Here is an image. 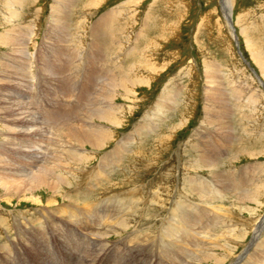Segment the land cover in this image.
I'll return each instance as SVG.
<instances>
[{
	"label": "rangeland",
	"instance_id": "obj_1",
	"mask_svg": "<svg viewBox=\"0 0 264 264\" xmlns=\"http://www.w3.org/2000/svg\"><path fill=\"white\" fill-rule=\"evenodd\" d=\"M12 1L0 0V36H5L15 25L30 27L33 33L28 36L27 49L25 48L27 56L24 57L15 54L13 46L4 38L0 39V140H4H1L2 143H6L9 136L7 127H4L5 109L14 107L15 100L21 102L22 98L27 100L31 104L30 108H36L41 118L50 121L42 124L47 132L44 131L42 137H38L34 144L47 148V154L52 155L56 150L58 130L62 122L73 119L74 124H79L77 127H83L80 124L86 118L79 116L83 110L85 111V106L101 92L100 87L108 83V80L106 81L108 75L117 76L121 70L124 74L128 71L131 74L129 76L133 77L131 80H142V83L130 86L133 91L131 95L130 93L125 95L128 91L123 90L116 95L115 104L122 106V110L125 111L120 117L121 126L102 122L105 127L111 126L116 139L105 148L94 152L92 154L95 155L94 159L77 170L69 186H64L59 195H56L58 204L47 205L46 199L55 195L51 190L40 189L34 193L35 196L41 195L45 199L43 203L38 204L23 200L24 196L6 194L7 191L0 187V264L3 253L6 254L5 250L15 248L14 253L18 254L19 249L21 250L25 244L31 249L32 241H28L27 238L32 230H39L42 233L48 226L52 227L51 230L62 226L61 230L67 233L65 225L72 216L69 217L66 211L72 210L74 206L77 213L83 212L85 215L87 204L89 206L97 204L95 220H108L107 215L115 209L112 204L121 202L119 204L121 205L125 202L122 205L125 210H130L132 231L135 229L136 236L144 237L152 248L158 251L170 241L165 231L169 222H172L171 211L176 204L174 202L178 201L186 208L183 212L178 211V215L186 214L196 227L193 229L196 238L190 234L188 239L179 235L173 239L176 244L183 247V252L192 254L184 264H192L193 260L199 258V255L194 253V243L201 246L216 245L218 253H230L222 264H257L258 245L264 238V227L260 232L257 227L258 223L264 220V206L256 211L254 203L237 202L232 192H224L220 184L226 185L229 179L228 182L232 185L226 187L230 190H235L237 187L233 184L236 185L238 181L241 184L242 180L243 187L248 185V189L264 185V0H77L71 5L65 0L64 4L69 8L66 9L67 27L60 44L61 50H64L61 53L59 51L61 60L54 61L59 75L61 73L59 83H52L51 78H48L47 73L42 72L40 68L46 60L45 57H51L55 50L49 37L51 35L49 30L56 27L53 5H61V8H64L63 4H58L57 0H21L15 4V17H11ZM228 3L229 6L225 7ZM225 8H229L227 12L231 14L238 44L228 23ZM113 11L115 15L110 23V26H113L111 32L114 45L110 44L113 48L106 45L107 37L106 41H103L105 43L99 46L97 74H89L87 60L96 50L95 39L91 35L93 24ZM80 52L82 61L83 57L86 61L83 69L80 66L79 73L77 71L78 74L75 75L72 66L69 64L64 66L63 63L74 61L82 65ZM256 55L262 61V65L257 62ZM89 61L91 64V60ZM57 62L62 64V69L60 65L57 66ZM21 63L23 66H30L25 72L28 77L29 71L32 79L31 83L29 78L26 80L27 86L31 88L22 98L23 95L16 94L13 88V81L19 80L14 68L21 67ZM43 67L45 68V65ZM208 68L215 71L213 72L215 82L212 84L207 79ZM71 75L76 77V80ZM216 92L219 93L220 100L215 101L212 94ZM162 95L167 100L166 105H163L165 109L157 112L159 107L156 106ZM207 106L214 114L212 118L209 112L206 114ZM76 111V118H74L76 114L73 118L68 117L70 113ZM220 113L223 114V118L220 117ZM206 119L210 120L206 122ZM222 121L227 125L223 131L227 132L229 137L225 132L222 133L223 136H219ZM144 124L149 127L145 128ZM164 135L165 144L160 142ZM29 138L27 136L26 140ZM211 139H216L215 143L220 150H224L223 158L219 160L220 167L214 170V173L202 166L198 168L194 162L196 156L194 146H197L198 151L202 146H207ZM118 140L126 143L123 146L126 149L125 157L119 165L107 168L111 179L106 176L105 180L99 183L96 175L100 169V159L111 150H115V142ZM1 142L0 151L4 147L2 150L5 152L2 155L12 157L16 164L24 163L21 157L16 156L14 151L7 149L6 144L2 145ZM188 176L191 179L196 177L194 182L197 187L201 186L202 181L212 186L213 195H210L212 204L198 198L200 197L198 193L193 192L194 195L189 196L188 190L192 188L186 183ZM120 181L122 183H119ZM196 190L199 191L198 188ZM111 200L113 202H110ZM84 203H87V207ZM253 209L255 211H252ZM200 211H208L210 217L205 214L204 219H201ZM118 214L120 215V212ZM236 215L238 216L235 217ZM177 217L173 220L175 223ZM92 225L87 227L89 231L96 230L95 222ZM229 227L232 230H228ZM51 230L48 228L45 234L47 233L48 241L56 245ZM52 231L55 233L54 229ZM120 236L118 233L111 239L116 240ZM236 246L238 247L235 249ZM24 249L23 247L19 255L12 253L6 255L13 259L23 256L25 263L34 261L29 258L31 254L27 248ZM56 249L57 251H50L49 259L58 261L59 257L64 258L66 253L57 245ZM173 252L180 253L181 250L176 248ZM53 254L57 257L55 258ZM113 258L112 264H118L122 260L119 255ZM33 264L41 263L38 261Z\"/></svg>",
	"mask_w": 264,
	"mask_h": 264
},
{
	"label": "bare ground",
	"instance_id": "obj_2",
	"mask_svg": "<svg viewBox=\"0 0 264 264\" xmlns=\"http://www.w3.org/2000/svg\"><path fill=\"white\" fill-rule=\"evenodd\" d=\"M19 1H21V0H13L11 2V7H10V12L12 15L11 17H13V16L15 17L14 14H15L16 9L14 7L19 3ZM64 1L65 0H57L56 1V2H58V4H63L64 8L63 7L61 8V5H57V6H56V4L53 5V9H54L53 17H54V22L56 24V27L49 30L50 34H51V35H49V37H51L50 38L51 42H52L51 44H53V46L52 45L51 46L55 50L52 52V55L50 53L46 52V53L51 55V57H49V58H51V60L48 57H45L46 60H44L42 66L40 68V70H42V72L47 73L46 75L48 78H51L52 83H57V82L59 83L61 81V76H60L61 73L59 75L58 69L56 68V66L54 64V61L56 62L58 60L59 61L61 60V56L59 54V51L61 53L64 50V49L61 50L60 44H61V41L63 40V32L65 31V28L67 27V11L68 10H66V9L69 8L68 5L64 4L65 3ZM66 1H69L70 5H71L72 3H76L77 0H66ZM228 6H229V3L225 5V7H228ZM228 9L229 8H225V11L227 13L226 16L228 18L227 20H229L228 23H230L229 25H230V28L232 30V34H233V36L237 42L238 36H237L235 28L233 26L231 14L229 15L227 12ZM114 15H115L114 11L110 12L109 14H105V16H103L104 19L101 18L99 21H97L96 23L93 24L94 26L92 27V34L91 35H93V37L95 39L96 50L94 51V53H92L91 56L88 57V60H87V66L90 69L89 74H93V73L97 74V69H98L97 64L99 63V62H97L98 57H99V53H98L99 49H100L99 46L101 44L105 43L103 41H106V39L108 37L106 45L112 47L111 45L114 43V41H113L114 37L112 34L113 32H111L113 26H110V23H112L111 19L113 18ZM105 22H107L108 24H106ZM22 27L23 26L20 27L18 25H15L11 30L8 31L7 34H5V36H2V35L0 36V39L4 38V40L6 42H8L9 44H11L13 46V51L15 52V54H18V55L20 54L19 55L20 57H22V55H23V57H24V55L27 56V52H26L25 48H26V45L28 43V36H31L33 33V30H31L30 27H27V28L26 27L22 28ZM27 33H28V35H27ZM56 42H58V43H56ZM237 44H238V42H237ZM108 49H110V48L108 47ZM112 50L113 49H111V51ZM105 52H107V51H105ZM40 55H42V54H40ZM50 55H47V56H50ZM79 55L81 56L79 58H81V62H82L81 64L82 65L78 64L77 62L74 63V61H71V62L68 61V62L63 63L64 66H65V64H69V66H72V70L75 71V73H74L75 75H76L77 71L79 73V67L80 66H81L80 68L83 69L82 66H84V63L86 61L84 57H83V61H82V53ZM89 60H91V64H90ZM256 60H257V62H260L262 65V61L257 57V55H256ZM103 63H105V62H103ZM22 64L23 63L20 64L21 67H19L17 69L14 68V73L16 76H19V77H17V79H19V80L13 81V88L16 91L15 93L23 95V96H21V98L25 97V93H27L29 91L28 89L31 88V87L27 86L26 80L29 78L30 83L32 81V79L29 76V71H28L29 70L28 68L30 66L27 65V67H26V66H23ZM108 64L110 65V63H108ZM122 64H123V62L121 63V65ZM7 65H9V64L7 63ZM44 65H45V68L43 67ZM59 65L62 69V64H60V62L58 64V62H57V66H59ZM109 67H112V66H109ZM116 67L120 68L119 66H116ZM26 69H28L27 70L28 71L27 72L28 77H27V74L25 72ZM109 70L110 69L108 68V71ZM120 70H118V71H120ZM82 72H83V70H82ZM213 72H215V71H213L211 68H208L207 79L210 80V82H211L210 84L215 82V79H213ZM106 74H107V72H106ZM129 75L131 76V74H129L128 71L126 74H124L123 71L121 70L119 72V74H117V76L108 75V77H106L107 78L106 81L108 80V83H106L104 86L100 87L99 90L101 92L98 91L100 93L93 99V101H91L88 104V106L85 104L86 105L85 111L83 110V112L79 116L81 118L84 117V118L88 119V120L85 119L84 122L82 124H80V126L83 125L82 128L77 127L78 123L74 124L72 121L73 119L62 122V124L58 130L59 134H58V138L56 141V143H57L56 144V150L54 151V153H52V155L47 154V150H48L47 148H44L43 146H38V145L34 144L35 140L38 137L41 138L42 137L41 135H43V132L45 130H47L45 126H42V124L44 125L46 123H49L50 122L49 120H47L46 118H41L38 110L36 108H34L35 109L34 110L33 107L30 108L31 104L27 100H25V99L23 100V98H22V102L15 100L14 107H8V109H5V112H6L4 115L5 116L4 117L5 118V120H4L5 124H4V122H3V124H4V127H7V130L9 132L8 133L9 136H8V138L6 137L7 140L5 139L6 143L5 142H3V143L6 144L5 147L7 149L14 151L16 153V156L21 157V159L24 161V163L16 164L15 160L12 157L2 155V153L5 154V152L2 150L4 147L1 148V151H0V187H2L4 189V191H7L6 194L9 193V194H17L20 196H24L23 200H27L29 202L31 201V202L39 204V203H43V201L45 199H43L41 197V195L35 196L34 193L39 191L40 189H46V190H51L55 193L54 196L46 199L47 205H53V204L57 203L58 199H56V195L57 194L59 195L60 190L64 186H66V185L69 186L70 181L72 182L73 178L76 176L77 170L84 165H88L89 162L94 159L95 155H92L94 152H98L100 149L105 148L108 144H110L112 141H114L116 139V134L112 130L111 126L105 127V125H103L102 122H106V123L109 122L112 125L121 126L122 120L120 117H121V115H123L124 110H122V106L115 104V99L117 100L116 95L121 90L128 91V92H125V95H128L129 93L131 95V94H133L132 93L133 91L130 88V86H132V85L135 86V84L138 82L142 83V80L141 81H139L137 79L131 80L133 77H130ZM109 76H110V78H109ZM32 77H34V76L32 75ZM71 77L76 80V77H74L73 75H71ZM78 77H77V79H78ZM64 80H66V79L64 78ZM261 83L263 84V82H261ZM77 90H79V88ZM217 92L215 94H212V97L215 101H216V99L220 98V97H218L219 93H217ZM169 94H170V92H169ZM76 95H78V94H76ZM164 95H165V93H164ZM164 95H162V97H160V99L158 100L159 102L157 101L158 105L156 107H159V111H157V112H160L161 109H165L163 107V105L164 106L166 105L167 100L164 98L165 97ZM220 95L222 96V94H220ZM26 97H28V95ZM220 105H222V104H220ZM208 112H209V114H211V118H212V116L214 114L211 113V109L208 108V106H207L206 107V114ZM76 113H77V111L75 113H70L68 115V117L73 118L74 114H76ZM222 115L223 114L220 113L221 118H223ZM76 117H77V114H76V116H74V118H76ZM213 118L216 119L217 117H213ZM210 119H206V122H208V120H210ZM148 121H150V120H148ZM144 125H146V124H144ZM144 125H142V128H144L143 127ZM220 125H221L219 128L220 131H218V132H221V134L219 133L220 134L219 136H223L222 133L225 132V131H223V129H226L227 125L224 121H222ZM147 127H149V126L146 125L145 128H147ZM45 132H47V131H45ZM225 133H227V132H225ZM227 135H228V133H227ZM27 136L30 137L28 140H26ZM165 136L166 135H164L162 139L160 138L161 139L160 142H162L163 144H165V140H166ZM228 137H229V135H228ZM220 138H222V137H219V139ZM1 140H0V142H1ZM68 140H70L69 141L70 143L68 142ZM168 140H169V138H168ZM2 141H4V140H2ZM32 141H34V142H32ZM47 141L49 142V140H47ZM215 141H216V139H211V142L209 141L210 143H207V146L206 145L202 146V148L200 150H198L199 149L198 148L197 149L198 151H196V148H197L196 145H195L196 147L194 146V148H193V150H195V153H196V156L194 159L195 160L194 162L197 164L196 166L198 168H199V166L205 167V169L207 168L211 172L213 171V173H214V170L219 169V167H220L219 160H221L223 158L222 154L224 151L223 149L220 150V147L218 146V144L215 143ZM42 142H43V140H42ZM3 143H2V145H3ZM115 143H116L115 150H113V151L111 150L110 153L105 154V156L102 159H100V161H101V163L99 165L100 169L97 172L98 174L96 175V178L98 179L97 181L99 183L101 181L103 182L105 180L104 178L106 176H107V178L110 177L107 168L110 169V168L114 167L115 165H119L125 157L126 149L123 148V146L126 143L124 141L119 142V140ZM128 143H129V141H128ZM86 147H91V149L86 148ZM116 147H117V149H116ZM89 151H91V152L89 153ZM45 159H46V161H45ZM44 161H45V163L41 164ZM120 166H122V165H120ZM193 167L195 168V166H193ZM80 171H81V169H80ZM83 172H84V170H83ZM78 175H82V174H78ZM244 177H246V176H244ZM219 178H221V177H219ZM109 179H111V178H109ZM194 179H196V177H193L192 179L190 178V176L186 177L187 185L191 186V188H192V190H188L189 196L194 195L193 192H195V193H198L197 195L200 196L198 198L204 199L208 202L212 201V196H210V195H213L211 193V190H213L212 186L205 183V181H202L201 186H200L201 188L199 186L197 187L195 182H194L195 181ZM244 180H245V178H244ZM228 181H229V179H227L226 185H232ZM232 182H235V181H232ZM119 183H122V182L120 181ZM243 183L244 182L242 180L241 184L239 181L236 185L233 184L234 186L237 187L235 190L227 189L226 185H223L224 183H222V184L219 183V184L221 185L220 187L223 188L224 192H226V191L232 192V195L235 197V200L237 202H242V203L247 202L249 204L254 203L256 206V211H257V209H259V210L262 209L264 206V201H263L264 200V185L260 184L261 186H259V187L256 186V188H253L254 186L252 188H250V186H249L250 189H248V185H247V187L246 186L243 187L244 186ZM257 184H259V183H257ZM195 187H197L199 189V191H197L196 190L197 188L195 189ZM108 188H111V187H108ZM205 190H206V192H204ZM220 190H222V189H219V191ZM158 193H157V196H158ZM223 194H225V193H223ZM64 197H62V198H64ZM72 197H73V195H72ZM134 200L136 201V199H133V201ZM123 201H124V199H123ZM90 202H91V200H90ZM110 202H113V200H111ZM77 203H78V201H77ZM120 203L121 202H117L116 203L117 205L112 204V205H114L115 209L112 213L107 215V218L109 221L108 220H95L96 219L95 218V215H96V208H95L96 206L95 205H97V204L89 206L87 203H84L85 204V205L83 204L84 206H86V204L88 206V207L86 206L87 211L86 210L85 211L87 214H85V215L83 212L81 214L77 213V209H75V207L73 206L74 208L72 207V210L66 211L68 213L69 217L72 216V217H70L72 219L69 220V218H68V221L65 225L67 227V233L64 230H61L62 226H57V228L54 227L53 229H54L55 233L52 231L53 229L51 230L52 227L50 228L49 226L46 228V230L43 229L44 232L42 231V233L39 230L38 231L35 230V231H37L36 233L33 230L31 232H29L30 236H28L27 240L32 241V242H30L32 250L29 248L28 244L27 245L25 244L26 246L24 245L23 247L25 249L27 248L26 250L29 251V253L31 254V257H29V258L31 260H34V261L25 263L23 256L17 257L14 259H13V257L12 258L8 257L9 254H11V253H12V255H19L23 249V247L21 246L22 249L21 250L19 249L18 254L14 253L15 248L5 250L6 254H8V256L5 253H3V257L1 258L2 264H33V263H37L38 261H40L41 264H112L113 259H114L113 257L116 255H119L122 258V260L118 264H181V263L184 264L186 262L187 258L192 257V254H188V253L183 252L182 251L183 247H181L180 244H176L173 241V239L177 235H179L181 238H186V239H188L190 234L193 235V237H195V235L193 234V229L195 230L196 227L193 224V220L191 218L187 217L186 214L178 215L179 214L178 211L181 210V212H183L186 209L185 207H183V203L181 201L174 202V203H176L175 205H173V206H175V208L173 211H171L172 213L170 212L173 216V218L171 219L172 222H169V225L166 229L167 231H165L166 234L168 235L167 237L170 241H169V243L167 242V244L165 243V247L161 246L160 249L157 246L158 244L155 245L156 247H158V249H159L158 251H155V249L152 248V245L149 244V241L144 239V237L142 238V237L136 236V233H134L135 229H133L134 231H132V226H131V221H130L131 215L129 216L130 210H125L123 208L122 204L123 203L125 204V202H123L121 205H119ZM202 203H204V202H202ZM234 204H236V203H234ZM208 205H210V204H208ZM79 206H80V204H79ZM137 206H139V205H137ZM234 206H236V205H234ZM238 207H240V206H238ZM250 208H248V209H250ZM82 209H84V208H82ZM244 209H246V208H244ZM254 209L252 211H255ZM102 212H103V210H102ZM118 212H120V215L118 214ZM199 213H201V215L199 214V216H201V219H204L203 216L205 214L207 216L210 214V213H208V211L207 212L206 211L205 212L200 211ZM115 214H116V216H115ZM171 214H170V216H171ZM68 215H66V218ZM237 216L238 215H236L235 217H237ZM93 217H94V219H93ZM176 217L178 218V220L175 223L173 220ZM209 217H210V215H209ZM231 217H233V216H231ZM101 218H102V216H101ZM101 218H99V219H101ZM168 218H170V217H168ZM261 219H262V217H261ZM258 220H259V218H258ZM94 222H95V226H97L98 229L96 228L95 231H89L90 229L87 227L94 224ZM213 222H215V220H213ZM51 223L54 224L52 221H51ZM240 223H238V224H240ZM102 224L104 225V227ZM77 227H79L81 230H79ZM263 227H264V220H261L260 223H258V227H257L258 232H260ZM48 228H49V230H51V233L54 236V241H55L56 245L60 248V250H62L66 253L64 258L59 257V259H57L58 261H56V260L54 261V260L48 258L50 251L53 250V247L56 249V245L51 244V242L48 241L47 233L45 234V231H47ZM230 229L232 230L231 227L228 228V230H230ZM162 230H163V228H162ZM247 230H249V229H247ZM207 231H209V230H207ZM129 232H131V233H129ZM156 232H157V230H156ZM159 232L161 233V231H159ZM229 232L231 233V231H229ZM234 232H236V231H234ZM118 233L121 235L119 238H117L116 240L111 239L115 234H118ZM208 233L209 232H207V234ZM223 233H225V232H223ZM223 233H220V234H223ZM124 234H126V235L124 236ZM243 234H245V233H243ZM149 235H150V233H149ZM238 235H239V233H238ZM229 236L230 235L228 234V238H229ZM236 236H234V237H236ZM158 238L159 237H157V239ZM154 239L156 240V237ZM230 239H232V238H230ZM159 240H160V238H159ZM180 240H182V239H180ZM213 240H214V238H213ZM213 240H212V242H213ZM164 241H166V240H163V242ZM194 244H193L194 253H195V255L198 254L199 258H196V260H193L192 264H222L223 262H225L227 260L229 254H230V253H223V254L218 253V251L216 250V247H217L216 245H215L216 247L215 246L213 247V246H209V245L208 246H206V245L201 246L200 244H198V245L197 244L194 245ZM209 244H211V243H209ZM263 244H264V238L261 240V242H259V245H258L257 264H264V245ZM212 245H214V244L212 243ZM237 247L238 246H236L235 249ZM176 248L180 249L181 252L180 253L173 252L176 250ZM197 250H198V252H197ZM11 251H13V252H11ZM62 251H61V253H62ZM41 252L44 254H40ZM173 256H175V257H173ZM249 258H251V257H249ZM239 260H241V259H239Z\"/></svg>",
	"mask_w": 264,
	"mask_h": 264
},
{
	"label": "water",
	"instance_id": "obj_3",
	"mask_svg": "<svg viewBox=\"0 0 264 264\" xmlns=\"http://www.w3.org/2000/svg\"><path fill=\"white\" fill-rule=\"evenodd\" d=\"M241 55L243 56L242 52H241ZM243 58L247 61V59L243 56Z\"/></svg>",
	"mask_w": 264,
	"mask_h": 264
}]
</instances>
